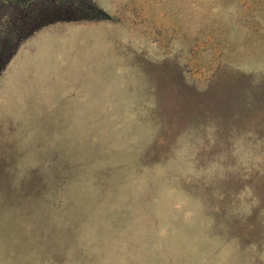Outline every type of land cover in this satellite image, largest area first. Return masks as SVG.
I'll return each mask as SVG.
<instances>
[{
	"label": "rangeland",
	"instance_id": "374dc122",
	"mask_svg": "<svg viewBox=\"0 0 264 264\" xmlns=\"http://www.w3.org/2000/svg\"><path fill=\"white\" fill-rule=\"evenodd\" d=\"M85 1L0 72V264H264V0Z\"/></svg>",
	"mask_w": 264,
	"mask_h": 264
},
{
	"label": "trees",
	"instance_id": "16d2710c",
	"mask_svg": "<svg viewBox=\"0 0 264 264\" xmlns=\"http://www.w3.org/2000/svg\"><path fill=\"white\" fill-rule=\"evenodd\" d=\"M55 1L61 5L63 0H0V21L1 19L3 21V26L0 27V72L23 39L42 25L62 19L58 13L95 12L93 4L85 0H81L82 3L77 6H68L69 8L62 11L54 8ZM98 12L103 11L98 8ZM78 18H98V15H83Z\"/></svg>",
	"mask_w": 264,
	"mask_h": 264
},
{
	"label": "clouds",
	"instance_id": "9594fccd",
	"mask_svg": "<svg viewBox=\"0 0 264 264\" xmlns=\"http://www.w3.org/2000/svg\"><path fill=\"white\" fill-rule=\"evenodd\" d=\"M246 188H247V187H246ZM246 188H245V189H246Z\"/></svg>",
	"mask_w": 264,
	"mask_h": 264
}]
</instances>
